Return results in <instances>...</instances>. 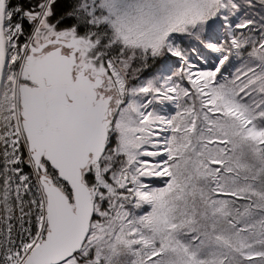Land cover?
<instances>
[{
  "label": "snow or ice",
  "instance_id": "1",
  "mask_svg": "<svg viewBox=\"0 0 264 264\" xmlns=\"http://www.w3.org/2000/svg\"><path fill=\"white\" fill-rule=\"evenodd\" d=\"M0 264H264V0H0Z\"/></svg>",
  "mask_w": 264,
  "mask_h": 264
}]
</instances>
